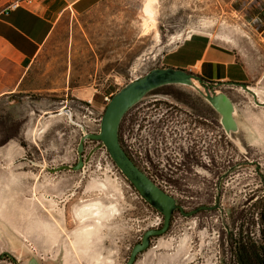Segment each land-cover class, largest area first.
Returning <instances> with one entry per match:
<instances>
[{
  "label": "rangeland",
  "instance_id": "rangeland-1",
  "mask_svg": "<svg viewBox=\"0 0 264 264\" xmlns=\"http://www.w3.org/2000/svg\"><path fill=\"white\" fill-rule=\"evenodd\" d=\"M249 1L108 0L102 8L111 15L112 32L120 30L126 35L125 58L121 49V58L117 51L111 65V90L115 84L120 90L159 68L184 66L197 77L208 75L211 83L195 81V85L203 92L209 88L226 93L235 105L239 126L236 133L227 134L220 114L206 101L209 156L226 161L238 154L240 163L258 160L264 164V11L260 10L262 5H248ZM220 56L232 64L216 63ZM237 78L256 89L260 105L239 87L218 86ZM159 90L184 98L198 95L196 89L184 85ZM136 110L137 106L123 119L127 122L125 139L121 132L134 159ZM104 112L94 113L86 134L99 133L98 119ZM27 115L22 111L16 116ZM0 116V256L12 258H1L0 264H126L145 232L162 226L163 216L143 201L101 142H85L82 170L53 173L50 170L77 165L76 145L82 132L75 133L61 123L60 129H51L34 144L26 141L31 136L29 123L18 121L8 131L6 111ZM153 124L150 136H156L162 150L173 136L172 130L160 125L162 121ZM184 131L187 128L175 130L178 134ZM7 133L16 134L20 144L8 143ZM260 170L264 172V166ZM243 171L250 174L245 177L252 179L254 190L263 196L264 181L255 168L243 166ZM221 172L225 195L222 212H201L189 218L176 214L170 230L153 239L135 264H234L231 242L236 182L234 170ZM214 179L208 172L206 191L196 188L190 195L202 199L214 186ZM161 185L167 191L166 184L161 181ZM263 206L255 207L254 218L264 211ZM257 223L254 219L248 226L245 223L248 239L258 238Z\"/></svg>",
  "mask_w": 264,
  "mask_h": 264
},
{
  "label": "crops",
  "instance_id": "crops-1",
  "mask_svg": "<svg viewBox=\"0 0 264 264\" xmlns=\"http://www.w3.org/2000/svg\"><path fill=\"white\" fill-rule=\"evenodd\" d=\"M107 2L36 0L0 22V115L6 111L8 131L22 120L31 130L26 141L34 144L51 129H60L61 123L84 135L94 113L104 111L116 52L119 59L121 49L126 55L125 32H112L111 15L102 8ZM251 4L262 5L264 11V0H250ZM215 62L232 64L223 56ZM207 76L204 79L210 80ZM22 111L27 117L17 118ZM8 133V143L20 144L16 134Z\"/></svg>",
  "mask_w": 264,
  "mask_h": 264
},
{
  "label": "flooded vegetation",
  "instance_id": "flooded-vegetation-1",
  "mask_svg": "<svg viewBox=\"0 0 264 264\" xmlns=\"http://www.w3.org/2000/svg\"><path fill=\"white\" fill-rule=\"evenodd\" d=\"M152 96L158 97L152 99ZM136 106V166L146 173L157 186L172 196L177 206L186 213L188 210L191 212L203 206L214 209L201 210L198 213H221L225 197L221 171L231 173L229 171L234 170V183L236 182L234 184V241L231 242L234 264H264V211H260L254 218L255 207L264 204V194L259 196L262 192L254 190L252 179L245 177L250 174L243 171V166L255 168L256 175L262 182L264 181V172L260 170V167L264 164L258 160L249 159L246 164L240 163L238 154H234V159L228 156L226 161L217 158V155L209 156L206 139V100L199 93L192 98H184L174 94H165L157 89L148 94ZM154 121L159 124L162 121L160 125L172 130L173 133V136L167 139L166 147L162 150L157 145L156 136H150L149 133L150 128L155 125ZM126 123L123 121L122 139H125ZM183 128H187L183 134L175 132V130L181 132ZM197 131L199 132L198 136L195 135ZM122 143L124 150L128 151L125 141L122 140ZM159 153L163 154L159 155ZM225 169L227 170L225 171ZM208 172L210 176L215 177L214 186L210 191L207 190V193L204 192L203 200L200 196H191L192 189L206 191V174ZM257 172L261 175H258ZM244 180L247 182L244 183ZM161 181L166 184L167 191L161 185ZM176 214L185 218L180 209L176 210L173 218ZM253 219L258 221V238L248 239L245 223L248 226L253 222ZM227 243L229 242L227 241ZM8 259L12 258L8 257Z\"/></svg>",
  "mask_w": 264,
  "mask_h": 264
},
{
  "label": "water",
  "instance_id": "water-1",
  "mask_svg": "<svg viewBox=\"0 0 264 264\" xmlns=\"http://www.w3.org/2000/svg\"><path fill=\"white\" fill-rule=\"evenodd\" d=\"M195 81L205 84L202 78L197 77L183 69L159 68L151 70L146 75L131 81L123 88L118 90L112 97L110 103L105 108L101 118L100 131L97 134H84L78 146L79 161L77 165L61 166L53 173L63 170L80 171L84 167L83 152L86 141L101 142L107 149L115 165L125 176L128 182L138 192L143 201L163 216V224L160 228L151 229L145 232L140 243L136 244L126 264H135L138 255L147 251L151 242L155 238L165 235L172 224V218L177 209H180L185 218L197 214L201 210H211L212 207H199L191 212H183L176 204L175 199L162 190L150 179L128 156L119 138L121 123L126 114L142 101L148 94L159 88L170 85H184L193 87L204 97L210 106L221 116V125L227 134L236 133L239 129L235 119V105L231 98L224 92L211 91L204 88V92L195 85ZM235 86L249 93L254 102L258 105L257 93L247 84L241 82L220 83L218 86ZM261 105H264L261 104ZM6 254L0 256L3 258ZM8 256V255H7Z\"/></svg>",
  "mask_w": 264,
  "mask_h": 264
},
{
  "label": "built area",
  "instance_id": "built-area-1",
  "mask_svg": "<svg viewBox=\"0 0 264 264\" xmlns=\"http://www.w3.org/2000/svg\"><path fill=\"white\" fill-rule=\"evenodd\" d=\"M36 0H0V22L12 12H15L19 9L31 6L35 3ZM115 90L113 89L109 94L103 97L105 103V108L110 103L114 94L118 91L119 84H115ZM101 120L98 121L100 123ZM100 125V124H99Z\"/></svg>",
  "mask_w": 264,
  "mask_h": 264
},
{
  "label": "trees",
  "instance_id": "trees-1",
  "mask_svg": "<svg viewBox=\"0 0 264 264\" xmlns=\"http://www.w3.org/2000/svg\"><path fill=\"white\" fill-rule=\"evenodd\" d=\"M203 79V81L204 82H210L211 83V81H209V80H206V79H204V78H202ZM122 128V123H121V126H120V131H119V138H120V142H121V144H122V146H123V143H122V139H121V129ZM126 150V149H125ZM126 153L128 154V156L131 158V160L136 164V161H135V159L132 157V155L126 150ZM15 263V262H14Z\"/></svg>",
  "mask_w": 264,
  "mask_h": 264
},
{
  "label": "bare ground",
  "instance_id": "bare-ground-1",
  "mask_svg": "<svg viewBox=\"0 0 264 264\" xmlns=\"http://www.w3.org/2000/svg\"><path fill=\"white\" fill-rule=\"evenodd\" d=\"M147 9H148V8H147ZM149 9H150V8H149ZM149 9H148V10H149ZM146 11H147V10H146ZM149 11H150V10H149ZM146 13H147V12H146ZM148 13H149V12H148Z\"/></svg>",
  "mask_w": 264,
  "mask_h": 264
}]
</instances>
